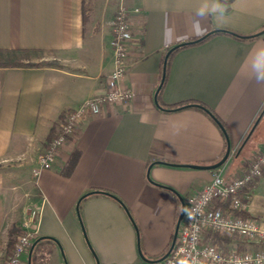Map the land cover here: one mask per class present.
I'll use <instances>...</instances> for the list:
<instances>
[{"label": "crops", "instance_id": "crops-1", "mask_svg": "<svg viewBox=\"0 0 264 264\" xmlns=\"http://www.w3.org/2000/svg\"><path fill=\"white\" fill-rule=\"evenodd\" d=\"M124 2L131 39L123 82L135 96L86 117L51 167L34 176L65 113L108 90L118 0H86L84 14L82 0H0V56L47 62L0 67V264L9 252V231L24 229L31 209L38 211L32 242L40 236L56 241L38 245L30 264H134L138 241L148 259L161 257L180 212L179 197L185 201L208 184L212 170L153 164L150 178L176 195L147 179L150 163L208 165L226 149L213 118L182 105L201 103L224 126L228 159L240 161L237 172L224 177L240 174L264 147V64L256 65L264 32L250 38L223 32L178 50L154 102L169 48L213 29L257 33L264 28V0ZM74 149L78 158L67 174ZM247 190L248 215L264 227V173ZM21 260L27 264L28 253Z\"/></svg>", "mask_w": 264, "mask_h": 264}, {"label": "built area", "instance_id": "built-area-1", "mask_svg": "<svg viewBox=\"0 0 264 264\" xmlns=\"http://www.w3.org/2000/svg\"><path fill=\"white\" fill-rule=\"evenodd\" d=\"M111 32L113 68L107 92L88 97L65 113L58 133L45 143L39 155L38 165L32 170L34 176L51 167L64 142L74 136L86 117L99 115L107 105L125 103L135 96L133 88L123 82L127 43L131 39L129 9L124 0H118ZM263 167L264 147L245 163L240 174L224 177L219 168L213 169L209 183L186 197L175 244L157 264H264V227L247 214L251 200L247 189L262 175ZM37 218L38 211L29 210L24 232L7 253L4 264H23L21 256L32 243ZM214 234L228 237L224 248L212 241ZM243 243L259 247L242 248Z\"/></svg>", "mask_w": 264, "mask_h": 264}, {"label": "water", "instance_id": "water-1", "mask_svg": "<svg viewBox=\"0 0 264 264\" xmlns=\"http://www.w3.org/2000/svg\"><path fill=\"white\" fill-rule=\"evenodd\" d=\"M221 29H213V30H210L209 32L205 33L204 35L196 38V39H192V40H189V41H184V42H181L179 44H176L174 45L173 47H171L166 55H165V60H164V64H163V70H162V76H161V80H160V83L155 91V94H154V102L158 105V102H157V93L159 91V89L161 88L162 86V83H163V80H164V77H165V67H166V60H167V57L169 55V53L176 47V46H179V45H183V44H192V43H196L198 41H200L202 38H204L205 36H207L208 34L210 33H213V32H216V31H219ZM264 32V28L261 29L260 31H258L257 33H254V34H251L249 36H255V35H259L261 33ZM185 106H198V107H201L203 108L212 118L213 120L218 124V126L221 128L224 136H225V139H226V149H225V152L223 154V156L215 163H212V164H208V165H202V164H193V163H187V164H177V163H169V162H165V161H162V160H157V161H154L153 163H150L149 167H148V170H147V173H146V176H147V179L153 183V184H156L158 186H161V187H164V188H167L169 189L170 191L174 192L176 195L177 192L174 191L172 188L168 187V186H165L163 184H160V183H157L155 181H153L150 176H149V170L150 168L152 167L153 164L155 163H162V164H167V165H172V166H182V167H189V168H196V169H208V170H213V169H216V168H219L221 165H223L226 160L228 159L230 153H231V145H230V141H229V137L227 135V132L224 128V126L221 124V122L217 119V117H215V115L207 108L203 107L202 105L200 104H186V105H182L178 108H182V107H185ZM249 135L245 138V140L243 141V144L242 146L244 145V143L247 141ZM241 146V148H242ZM241 148L238 150L240 151ZM93 192V191H92ZM91 192H88V193H85L83 196L89 194ZM81 197V198H82ZM180 198V201H181V206H180V212H179V215L176 219V222H175V226H174V230H173V235H172V238H171V242H170V245H169V248L167 249V251L159 258L157 259H148L146 257H143L142 253H141V249H140V246H139V241H138V254L139 256H141L144 261H146L147 263H150V264H155V263H159L161 260H163L170 252V250L173 248L174 244H175V241H176V237H177V234H178V230H179V226H180V222L183 218V216L185 215V210H186V205H185V201L181 198ZM123 207L125 208V210L128 212L127 208L125 207V205H123ZM47 236H40L38 238H36L30 245L29 247V250H28V260H27V264H30L31 262V255H32V250L35 246V244L41 240V239H44L46 238ZM96 264H99L98 260L96 259Z\"/></svg>", "mask_w": 264, "mask_h": 264}, {"label": "trees", "instance_id": "trees-1", "mask_svg": "<svg viewBox=\"0 0 264 264\" xmlns=\"http://www.w3.org/2000/svg\"><path fill=\"white\" fill-rule=\"evenodd\" d=\"M83 1V14H84V10L86 9V6H84V3L86 0H82ZM223 32H227L235 37H238V38H250L252 36H241V35H238L237 33H234L232 31H228V30H219V31H216V32H213V33H210L208 34L207 36H205L204 38H202L200 41L196 42L197 43H201V42H204L205 40L209 39L210 37H212L213 35H216V34H219V33H223ZM190 44H183V45H179V46H176L168 55L167 57V63H166V69H165V77H164V80H163V83H162V86L160 88V90L158 91L157 93V99H159V96H160V92L165 84V81H166V77H167V70H168V64H169V61L171 59V57L180 49L184 48V47H187L189 46ZM170 49V48H169ZM168 49V50H169ZM44 64H47V62L43 61L41 63H31V62H22V61H19V60H16V59H12V58H9L8 56L6 55H2L0 56V67L2 66H37V65H44ZM200 105H202L203 107H205V105L201 104V103H198ZM167 106V105H165ZM170 106H174V105H170ZM195 108L197 109H201L203 111H205L203 108L201 107H198V106H194ZM207 108V107H205ZM208 109V108H207ZM216 117V116H215ZM77 158H78V150L77 149H74L70 156H69V159H68V162L66 164V173L68 174L72 168L74 167L76 161H77ZM262 173H264V167L262 169ZM107 195H111L113 198H115L117 201H119L122 206L124 205L115 195L111 194V193H108V192H103ZM248 214V213H247ZM21 230V231H20ZM21 232H24L23 229H21L20 227H12L11 230L9 231V234H8V240H7V246L9 248V251L12 249L15 241H16V238L18 237V234L21 233ZM210 236V234H209ZM36 239V238H35ZM212 241L213 242H216L219 244V246L221 248H224L225 247V241L228 239V237L224 236V235H218V234H214L212 237H211ZM50 240H53V241H56L54 238L52 237H46L44 239H41L39 240L33 250H32V254H33V251L36 249V247H38V245H40L41 243H43L44 241H50ZM168 249V248H167ZM165 253V252H164ZM31 260H32V256H31Z\"/></svg>", "mask_w": 264, "mask_h": 264}, {"label": "rangeland", "instance_id": "rangeland-1", "mask_svg": "<svg viewBox=\"0 0 264 264\" xmlns=\"http://www.w3.org/2000/svg\"><path fill=\"white\" fill-rule=\"evenodd\" d=\"M101 2H103V0H97V4H101ZM99 7H100V5H98ZM99 7H98V9H97V12L100 10L99 9ZM99 14V13H98ZM53 56L51 55V58L50 59H53L52 58ZM230 159H228V161H226V163H224L223 165H221L219 168H221L222 169V175H227L228 173H231V174H233V173H236L237 172V170L239 169V160L238 161H235V162H232V160L231 161H229ZM21 190V189H20ZM159 229H157L156 230V232L158 231ZM23 231H24V229H23ZM160 232V231H159ZM158 232V233H159ZM23 232H21V233H19L18 234V236L19 235H21ZM157 233V234H158ZM156 234V235H157ZM156 235H154L153 236V238H155L156 237ZM139 237H140V235H139ZM18 238V237H17ZM17 238H16V240H17ZM16 242V241H15ZM140 249H141V253H142V255H143V257H146L147 258V255H148V253L145 251V250H143L142 249V247H140ZM150 256V255H149ZM134 264H150V263H147L146 261H144V259L141 257V256H139V259L137 260V262L136 263H134ZM155 264H157V263H155Z\"/></svg>", "mask_w": 264, "mask_h": 264}, {"label": "clouds", "instance_id": "clouds-1", "mask_svg": "<svg viewBox=\"0 0 264 264\" xmlns=\"http://www.w3.org/2000/svg\"><path fill=\"white\" fill-rule=\"evenodd\" d=\"M261 64H264V53L260 54V56L256 60V65L259 66Z\"/></svg>", "mask_w": 264, "mask_h": 264}]
</instances>
